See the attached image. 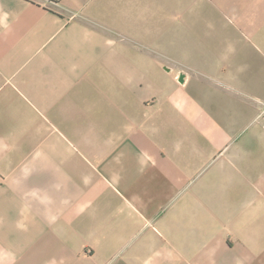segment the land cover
I'll use <instances>...</instances> for the list:
<instances>
[{"label": "crops", "instance_id": "0c3cea01", "mask_svg": "<svg viewBox=\"0 0 264 264\" xmlns=\"http://www.w3.org/2000/svg\"><path fill=\"white\" fill-rule=\"evenodd\" d=\"M0 264H264V0H0Z\"/></svg>", "mask_w": 264, "mask_h": 264}]
</instances>
